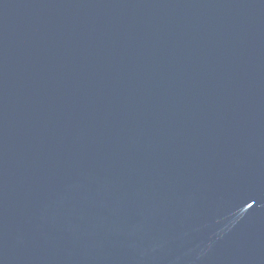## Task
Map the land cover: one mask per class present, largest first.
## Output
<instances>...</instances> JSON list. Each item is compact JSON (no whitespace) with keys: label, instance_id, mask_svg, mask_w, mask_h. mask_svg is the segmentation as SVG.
<instances>
[{"label":"water","instance_id":"water-1","mask_svg":"<svg viewBox=\"0 0 264 264\" xmlns=\"http://www.w3.org/2000/svg\"><path fill=\"white\" fill-rule=\"evenodd\" d=\"M0 264H264V0H0Z\"/></svg>","mask_w":264,"mask_h":264}]
</instances>
